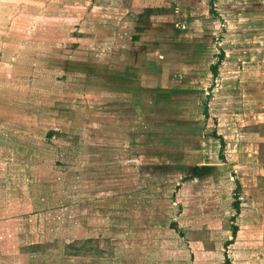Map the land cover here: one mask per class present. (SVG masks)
Returning <instances> with one entry per match:
<instances>
[{
    "label": "rangeland",
    "instance_id": "rangeland-1",
    "mask_svg": "<svg viewBox=\"0 0 264 264\" xmlns=\"http://www.w3.org/2000/svg\"><path fill=\"white\" fill-rule=\"evenodd\" d=\"M0 264H264V0H0Z\"/></svg>",
    "mask_w": 264,
    "mask_h": 264
},
{
    "label": "crops",
    "instance_id": "crops-1",
    "mask_svg": "<svg viewBox=\"0 0 264 264\" xmlns=\"http://www.w3.org/2000/svg\"><path fill=\"white\" fill-rule=\"evenodd\" d=\"M206 80V79H205ZM204 80V81H205ZM217 79H215L214 81H216ZM204 81H202V83L204 82ZM212 81V80H211ZM213 81V82H214ZM255 90H262L261 88L260 89H255ZM259 99H260V97H259ZM217 134L219 135V133L217 132ZM220 136V135H219ZM218 136V137H219ZM223 140V139H222ZM240 145L242 146V147H245V148H247V150L250 148H253V146H254V144L253 143H251V142H244V143H240ZM248 155H250V154H248ZM169 162H175L174 163V166L173 167H175V169H176V173H179V175L182 177V178H186L188 175H190V173H191V171H190V169H187L185 166H184V164H183V162H179V161H169ZM203 164V163H202ZM200 165H201V163H200ZM169 167V166H168ZM19 250V252H20V248L18 249ZM21 253V252H20Z\"/></svg>",
    "mask_w": 264,
    "mask_h": 264
},
{
    "label": "trees",
    "instance_id": "trees-1",
    "mask_svg": "<svg viewBox=\"0 0 264 264\" xmlns=\"http://www.w3.org/2000/svg\"><path fill=\"white\" fill-rule=\"evenodd\" d=\"M211 6L212 5H210V7ZM207 12L209 14H212V15L217 16V14L215 13L214 9H209ZM219 54H221L222 57L221 56H218L217 60L210 66V70H211V80L212 81H214L217 78L218 70H219L218 68L220 67L221 61L223 59V52L221 51Z\"/></svg>",
    "mask_w": 264,
    "mask_h": 264
}]
</instances>
